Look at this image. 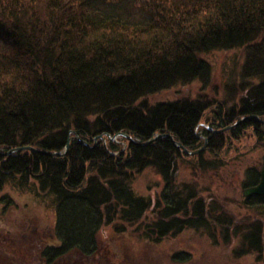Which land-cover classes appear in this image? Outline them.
<instances>
[{
	"label": "trees",
	"instance_id": "1",
	"mask_svg": "<svg viewBox=\"0 0 264 264\" xmlns=\"http://www.w3.org/2000/svg\"><path fill=\"white\" fill-rule=\"evenodd\" d=\"M235 50L242 53L239 78L228 77L224 89L239 100L225 108L201 94L212 78L206 56ZM192 82L201 88L194 97L156 98ZM250 114L264 119V0H0V151L62 152L71 137L60 155L0 154V192L33 187L53 198L54 242L41 247L40 264H158L152 242L200 226L211 237L216 223L226 237L230 222L240 236L234 256L264 263V195L242 198L256 217L241 223L216 213L195 184L175 180L180 158L203 166L209 151L207 163L216 165L217 152L248 133L260 154L245 166L242 187L256 185L264 123L246 119L211 132ZM121 132L135 142L106 136ZM156 134L188 150L208 140L192 156L168 136L139 144ZM97 135L105 143L94 145ZM145 169L163 182L154 199L133 185ZM107 228L135 231L149 251L136 255L127 245L122 255L101 253ZM168 256L172 264L190 257L184 249Z\"/></svg>",
	"mask_w": 264,
	"mask_h": 264
},
{
	"label": "rangeland",
	"instance_id": "2",
	"mask_svg": "<svg viewBox=\"0 0 264 264\" xmlns=\"http://www.w3.org/2000/svg\"><path fill=\"white\" fill-rule=\"evenodd\" d=\"M206 57L212 66V78L206 90L201 94L216 97L214 104L217 101L228 108L238 102L239 95L232 97L227 94L224 83L228 77L235 80L239 78V60L242 58V53L238 50L216 51ZM200 91L201 88L197 82L189 85L178 84L159 93L156 98L174 99L189 95L194 97ZM224 95L226 96L223 98ZM208 113L209 111L205 115ZM239 120L240 118L237 121ZM220 129L222 128L214 130ZM225 130L227 129H222V131ZM120 136L122 135L116 136L115 141H119ZM254 142V138L252 139L248 133L238 140L231 138V143L227 144L224 150L217 152L216 159L220 161L213 166L207 163V160L214 158L209 151L202 153L205 159L202 162L203 166L196 163L191 168V161L180 158L175 180L180 183L185 181L195 184L196 190L207 204L214 201V205H217L216 213L225 212L232 221L241 223L253 219L256 217L255 209L246 208L242 202V198L245 197L242 179L245 166L248 163H254V160L259 158L260 146ZM201 147H203L201 150H205L206 145L203 143L199 148ZM135 178L133 185L137 194H149L153 199L154 194L163 185L161 178L151 169L143 170ZM33 190V187L17 189L6 186L0 192L1 196H9L6 202L0 200V264H40L41 247L54 242L52 228L56 218L53 198L51 195L36 193ZM215 225L217 226L218 223L214 224V227L211 226L213 232L211 237L208 236L207 228L200 226V228H188L174 236L168 235L158 242H152L151 247L158 250L154 254H159L161 257L162 262L158 264H172L168 255H172L179 249H184L189 253V260L185 264H264L262 261H253L251 256H234L232 250L240 240L239 234L235 236L233 233L234 223L230 222L226 237L220 235L219 227ZM107 229L99 235L98 243L101 253L115 255L118 252L122 255L121 253L127 250V245L135 248L136 255L144 250L149 251L148 242L134 233L135 231L113 233L111 228ZM102 242L105 243L101 244Z\"/></svg>",
	"mask_w": 264,
	"mask_h": 264
},
{
	"label": "water",
	"instance_id": "3",
	"mask_svg": "<svg viewBox=\"0 0 264 264\" xmlns=\"http://www.w3.org/2000/svg\"><path fill=\"white\" fill-rule=\"evenodd\" d=\"M246 119H255V120L258 121V122H262V123H264V120L261 119V118H259L258 115L250 114V115H247V116H244V117L240 118V120L237 121V122H235L233 125L230 124L229 126H226V127L222 128V129H228V128H231L232 126L237 125V124H239L241 121H244V120H246ZM222 129H220V130H214V129H211V132H212V134H213V133H218V132H221ZM70 132L74 133L73 130H71ZM118 135L125 136L128 140L135 142V141H134L129 135H127V134H125V133H122V132H121V133H118V134H115V135H113V136H111V135H109V134H107L106 136H107V138H108L109 140H115L114 138H115L116 136H118ZM161 136H168V137L172 140L173 144H174L177 148H180L183 152H185L186 154H189V155H190V154L197 153V152H199V151L203 148V147H201V148H199V149H197V150H194V151H192V150H188V149L185 148L181 143L175 141V140L171 137V135H169V134H159V135L156 134V136H153V137H151L150 139H148L147 141H145V142H143V143H139V144H140V145H147V144H149L151 141L156 140V139H158V138L161 137ZM77 138H78V141H79L81 144H83V145H86V144H87V142H86L85 140L81 139V138L78 137V136H77ZM98 138H101V139L103 140V142L105 143V140H106L105 137H104L103 135H97V136H95V139H94V140H95V141H94V145L96 144V140H97ZM70 139H71V137H68V138H67L66 143H65V146H64V150H63L62 152H48V151H44V150H37V149H35L34 147H31V146H20V147L11 148V149H9V150H7V151H5V152L0 151V154H1V155H9V154H11V153H13V152L20 151V150H23V149H27V150L35 151V152L42 153V154H48V155H60V154H63L64 152L67 151V149H68V147H69V141H70ZM207 140H208V137L205 138V140H204V145L207 144ZM94 145H93V146H94ZM259 175H260V176H259V181H258V183H257L256 185H253V186H251V187H247V188H245V189L243 190V195H244V196H250V195H264V167L261 168Z\"/></svg>",
	"mask_w": 264,
	"mask_h": 264
},
{
	"label": "bare ground",
	"instance_id": "4",
	"mask_svg": "<svg viewBox=\"0 0 264 264\" xmlns=\"http://www.w3.org/2000/svg\"><path fill=\"white\" fill-rule=\"evenodd\" d=\"M247 116V115H246ZM242 118V117H241ZM260 176V175H259Z\"/></svg>",
	"mask_w": 264,
	"mask_h": 264
}]
</instances>
